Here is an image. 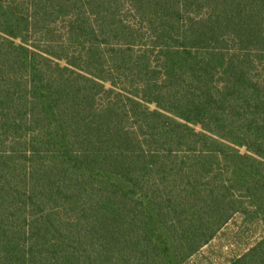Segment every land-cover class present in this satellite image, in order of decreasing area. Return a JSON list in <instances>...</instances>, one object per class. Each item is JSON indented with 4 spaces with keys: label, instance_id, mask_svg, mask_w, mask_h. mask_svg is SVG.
<instances>
[{
    "label": "trees",
    "instance_id": "obj_1",
    "mask_svg": "<svg viewBox=\"0 0 264 264\" xmlns=\"http://www.w3.org/2000/svg\"><path fill=\"white\" fill-rule=\"evenodd\" d=\"M237 214L264 230V0H0V264H184Z\"/></svg>",
    "mask_w": 264,
    "mask_h": 264
},
{
    "label": "rangeland",
    "instance_id": "obj_2",
    "mask_svg": "<svg viewBox=\"0 0 264 264\" xmlns=\"http://www.w3.org/2000/svg\"><path fill=\"white\" fill-rule=\"evenodd\" d=\"M264 230L256 221H245L234 215L223 229L207 245L184 264H228L253 245Z\"/></svg>",
    "mask_w": 264,
    "mask_h": 264
}]
</instances>
